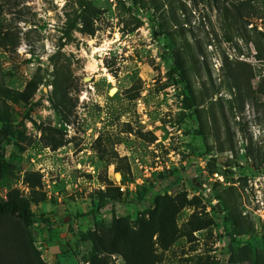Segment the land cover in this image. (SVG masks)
I'll return each mask as SVG.
<instances>
[{
	"label": "rangeland",
	"instance_id": "obj_1",
	"mask_svg": "<svg viewBox=\"0 0 264 264\" xmlns=\"http://www.w3.org/2000/svg\"><path fill=\"white\" fill-rule=\"evenodd\" d=\"M90 4L85 25L79 0H0V199L31 201L46 264H127L92 239L161 196L182 206L152 264H264V0Z\"/></svg>",
	"mask_w": 264,
	"mask_h": 264
},
{
	"label": "trees",
	"instance_id": "obj_2",
	"mask_svg": "<svg viewBox=\"0 0 264 264\" xmlns=\"http://www.w3.org/2000/svg\"><path fill=\"white\" fill-rule=\"evenodd\" d=\"M90 5V0H79V11H76L72 18L74 24L81 22L86 25ZM239 16L238 12L233 14L234 20H238ZM256 47L261 51L259 44H256ZM175 66V69L182 71L178 62ZM52 84L54 86L52 104L57 112H62V107L68 99L64 89L67 78L63 74H57ZM33 86L35 88L37 86L35 80L29 82V93L35 90ZM232 86L238 87L236 83ZM262 86V84L259 85V91L264 93ZM186 99L190 102L192 96ZM0 120H3L2 115ZM8 166L0 148V171L4 172ZM191 185L204 194L207 191L198 181L193 183L191 181ZM99 200L102 206L104 198L101 196ZM155 204L148 218L140 220L136 228L123 219H115L107 233L103 232L92 239L91 259L94 260L98 253H119L123 255L127 264H152L153 237L157 235L164 245L174 238L176 216L182 206L165 196L156 198ZM227 216L230 217L235 233L243 234L250 231L249 224H246L234 209L231 208ZM36 220L37 217L31 209V201L21 197L16 190L10 191L7 198L0 199V264H46L34 247L28 231L29 226ZM258 261L254 255L255 264Z\"/></svg>",
	"mask_w": 264,
	"mask_h": 264
}]
</instances>
